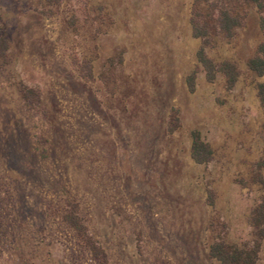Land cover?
Listing matches in <instances>:
<instances>
[{"label":"rangeland","instance_id":"rangeland-1","mask_svg":"<svg viewBox=\"0 0 264 264\" xmlns=\"http://www.w3.org/2000/svg\"><path fill=\"white\" fill-rule=\"evenodd\" d=\"M190 9L191 0H0V264H216L217 219L231 243L253 238L260 192L240 181L264 157V77L245 65L257 22L208 53L237 64L234 88L198 73L189 92L200 45ZM192 131L213 151L207 165L190 158Z\"/></svg>","mask_w":264,"mask_h":264},{"label":"trees","instance_id":"trees-1","mask_svg":"<svg viewBox=\"0 0 264 264\" xmlns=\"http://www.w3.org/2000/svg\"><path fill=\"white\" fill-rule=\"evenodd\" d=\"M59 4L65 0H48ZM257 22L259 38L251 55L245 59L248 72L264 77V0H191L189 25L191 34L200 41L195 52V69L186 77L185 83L189 92L195 90L197 74L201 73L208 83H215L219 77L224 79L225 89L234 88L240 76L237 64L231 59L216 61L209 56V51L222 43H230L243 31L248 29L250 19ZM7 50V40L0 34V53ZM259 105L264 111V83L256 87ZM190 158L198 165H207L213 160L210 145L202 138L200 132L190 133ZM264 144V133L262 135ZM242 185L256 186L260 196L250 212L249 224L253 238L241 246L228 240L224 231L225 224L217 219L212 225L211 242L208 257L216 264H256L259 259L261 243L264 239V157L254 161L250 167L249 178L241 180ZM215 195L207 191V204L213 207ZM67 224L75 229L89 244L83 224L75 214L68 215ZM220 226V230L217 228ZM91 251L96 249L89 245Z\"/></svg>","mask_w":264,"mask_h":264},{"label":"crops","instance_id":"crops-1","mask_svg":"<svg viewBox=\"0 0 264 264\" xmlns=\"http://www.w3.org/2000/svg\"><path fill=\"white\" fill-rule=\"evenodd\" d=\"M258 99V98H257ZM259 102V101H258Z\"/></svg>","mask_w":264,"mask_h":264}]
</instances>
